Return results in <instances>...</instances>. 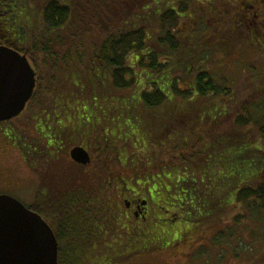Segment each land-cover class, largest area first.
Returning a JSON list of instances; mask_svg holds the SVG:
<instances>
[{"label": "trees", "instance_id": "trees-1", "mask_svg": "<svg viewBox=\"0 0 264 264\" xmlns=\"http://www.w3.org/2000/svg\"><path fill=\"white\" fill-rule=\"evenodd\" d=\"M172 1L15 0L19 26L11 30L10 34L7 29L2 32L0 46L25 54L36 74L34 95L27 113L22 116L27 119L21 124L25 125L21 133L24 130L29 132L28 120L32 110H62L64 118L70 119L71 124L65 123L70 132L81 129L80 119H89L97 125V129L100 128L101 137L103 131L108 134L99 146L101 170L106 173L101 184L120 189L135 185L138 179L147 176L145 160L143 167L136 166L133 164L134 155L137 149L153 155L155 146H147L143 130L139 132L135 128L134 112L140 106L156 110L163 102L171 105L162 88L163 82L170 88L166 82L170 76L165 75L169 62L164 58L163 64H160L158 59L164 56V50L175 54L180 46L177 32L180 19L184 18L181 14L185 10L181 8L182 2L174 0L176 3L172 5ZM145 70L158 77L155 81H151V77L143 78L144 83L137 99H130L141 83L143 75L140 73ZM162 73L164 75L160 77ZM148 88L152 90L148 92ZM190 91L210 99L232 93L230 89L217 87L209 74L204 72H199L195 86L184 94ZM246 95L249 101L238 106L234 113L228 112L224 118L226 121L229 114H233L231 126L236 131L243 128L247 140L256 145L245 148L232 161H217L216 171L208 174V186L218 185L224 191L236 189L234 196L243 206L264 210V107L257 104L259 94L252 91ZM250 107L254 109L252 113ZM259 111L263 114L260 115ZM214 127L215 124L208 118V130L211 132ZM61 132L59 125L57 133ZM21 133L18 132L14 139L17 147V138ZM215 138L208 136V143ZM176 144L175 136H169L164 141L162 138L160 152L163 157L156 160L154 172L164 166L165 159L173 166L178 162L191 161L190 158L196 157L195 151L199 152L197 139L181 148L179 146L177 150L174 149ZM225 147L222 145L216 149ZM21 153L26 159L29 158L28 148ZM109 166H116V172L110 170ZM221 168L227 170L226 175L217 172ZM161 174L165 175L166 171ZM68 183L76 189L89 186L86 180H68ZM195 186V182L185 180L180 185L183 192L177 194V190L173 189L165 195L166 204L176 209L177 218L180 216L179 210L182 211L190 197L194 198L191 203L194 209L199 211L206 208L200 192L193 189L190 193L189 190ZM182 219L183 222L199 223L208 220V217H202V220Z\"/></svg>", "mask_w": 264, "mask_h": 264}, {"label": "rangeland", "instance_id": "rangeland-1", "mask_svg": "<svg viewBox=\"0 0 264 264\" xmlns=\"http://www.w3.org/2000/svg\"><path fill=\"white\" fill-rule=\"evenodd\" d=\"M179 1L183 4H181L182 10H185L181 14L184 18L180 19V29L177 32L180 46L175 54L164 50V56L158 59L160 64H163L164 58H167L169 62L165 75L170 76L166 80L170 88L165 82L162 88L165 98L169 99L171 105L163 102L156 110H147L141 106L136 108L138 109L134 112L136 121L133 124L139 132L143 130L147 146H155V149L153 155H147L145 150L137 149L133 164L143 167L145 160L148 174L138 181L150 191H156L163 196L173 189L177 190V194L183 192L184 189L180 185L185 180L195 182V188L189 191L191 193L193 189H196L200 192L205 200L206 208L199 211L194 209L191 204L194 198L190 197L184 203L182 211L179 210L181 218L180 216L176 218L175 223L169 224L166 220L170 219V214L165 212L164 215L160 214L162 221L165 222L162 223V227L166 233L158 234L157 229L149 230L152 234L146 237L156 239L165 236L166 239L173 238L175 243H178L181 238H185L186 232V237L190 240L183 252L191 254L188 264H264V210H258L253 206H243L234 196L236 189L224 191L218 185L208 186V174L216 171L217 161L223 163L232 161L245 148L256 145L247 140L243 128L236 131L231 126L233 114H229L226 120L229 124L224 116L228 112L234 113L238 106L248 102L250 98L246 94L252 91L259 94L260 100H257V104L264 107V45L254 47V35L234 33L230 30V23L227 21L228 7H230V4H227L228 0ZM174 2L173 0L172 5ZM71 60L74 59L71 58ZM199 72L209 74L217 87L230 89L232 93L211 99L208 96L197 95L196 91L184 94L195 86ZM140 75H143L141 83L133 91L130 99H137L144 83L143 78L151 77L149 79L155 81L158 77L146 70ZM162 75L164 74L159 76ZM172 78H174L173 81ZM151 90L148 88V92ZM113 105L116 106V103L113 102ZM249 110L252 113L254 109L250 107ZM259 114L262 115V111H259ZM208 118L215 124L212 133L208 130ZM217 123L219 125H216ZM196 128L198 134H196ZM223 133L230 135H222ZM169 136L177 137L180 148L197 139L200 146L199 152L195 151L196 157L190 158L191 161L178 162L173 166L167 161L168 159H165L164 166L158 168V172H154L156 160L163 157L160 152L162 138L164 141ZM208 136L217 138L208 143ZM170 145L171 143L167 145V148ZM222 145L226 147L222 150L216 149ZM214 150L217 151L213 152ZM12 156L4 154L0 156V192H7L26 205L29 203V174L20 159L13 160ZM10 163L15 164L16 168ZM164 170L165 175L161 174ZM217 172L226 175L227 170L221 168ZM164 210L168 209L164 208ZM213 215L215 216L212 218ZM187 217L197 220L208 217V220L201 219L199 223L183 222L182 218L187 219ZM134 232L128 229L124 236L133 238ZM109 240L110 242L106 240V243L119 244L120 241L115 237H110ZM77 248L78 245L71 246L73 253L67 254L66 264L99 262L95 259L90 260L89 257L86 258L87 260L84 258L76 260ZM162 259L153 263H149L148 259V263H183L181 256Z\"/></svg>", "mask_w": 264, "mask_h": 264}, {"label": "flooded vegetation", "instance_id": "flooded-vegetation-1", "mask_svg": "<svg viewBox=\"0 0 264 264\" xmlns=\"http://www.w3.org/2000/svg\"><path fill=\"white\" fill-rule=\"evenodd\" d=\"M227 4H230L227 17L230 30L254 35V47L264 45V0H228ZM16 13L15 0H0V35L6 29L9 33L19 26ZM8 16L10 18L4 20ZM30 101L20 115L0 122V156L13 155L11 159L19 158L25 165L29 174V203L25 205L7 192L0 195L15 198L49 226L57 242V264H66L67 254L73 253L72 245H78L76 260L89 257L99 260L98 264H149L162 261L163 257L167 260L178 256L183 257L181 264H188L191 254L183 249L190 238L185 231V238L178 243L165 236L146 237L156 229L158 234L166 233L161 213L170 214V219L166 220L169 224L175 223L178 213L166 204L165 196L150 191L138 181L120 189L101 184L106 173L101 170L99 146L106 140L107 132L103 131L101 137L102 131L89 119H80L81 129L70 132L65 125L71 124L70 119L64 118L62 110L37 109L31 111L29 132L21 133L25 128L21 124L27 119L22 116L27 113ZM59 125L61 133H57ZM18 132L21 133L17 138L20 149L14 142ZM175 146L177 150L179 143ZM25 148H28V159L21 153ZM74 148L86 152L87 163L78 164L71 158ZM11 165L16 168L15 164ZM108 168L116 172V166ZM68 180H86L89 186L76 189ZM128 229L135 231V237L124 236ZM110 237L120 239L119 244L106 243V240L110 242Z\"/></svg>", "mask_w": 264, "mask_h": 264}, {"label": "water", "instance_id": "water-1", "mask_svg": "<svg viewBox=\"0 0 264 264\" xmlns=\"http://www.w3.org/2000/svg\"><path fill=\"white\" fill-rule=\"evenodd\" d=\"M36 74L25 54L0 46V122L22 113L33 96ZM71 158L88 162L74 148ZM0 264H57V242L49 226L18 200L0 195Z\"/></svg>", "mask_w": 264, "mask_h": 264}]
</instances>
